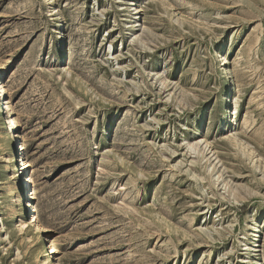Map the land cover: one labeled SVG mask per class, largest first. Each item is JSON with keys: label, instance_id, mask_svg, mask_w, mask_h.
I'll return each instance as SVG.
<instances>
[{"label": "rangeland", "instance_id": "374dc122", "mask_svg": "<svg viewBox=\"0 0 264 264\" xmlns=\"http://www.w3.org/2000/svg\"><path fill=\"white\" fill-rule=\"evenodd\" d=\"M130 1L0 0V264H264V0Z\"/></svg>", "mask_w": 264, "mask_h": 264}, {"label": "bare ground", "instance_id": "6f19581e", "mask_svg": "<svg viewBox=\"0 0 264 264\" xmlns=\"http://www.w3.org/2000/svg\"><path fill=\"white\" fill-rule=\"evenodd\" d=\"M46 1H50V0H46ZM131 3H129V5L127 6V11H128V16L130 17L129 19H130V21H132L133 20V18H135L134 17V15H135V12H137V8H138V4L135 2V0H131L130 1ZM137 15V14H136ZM128 20V19H127ZM136 23V22H135ZM220 56V55H219ZM218 59V58H217ZM0 84H1V82H0ZM0 90H1V92H2V95H5V90H4V88H3V86H0ZM6 96V95H5ZM4 96V97H5ZM226 97V96H225ZM4 100H5V106L3 107V110L5 109L6 110V113H8V114H11V106H10V104H11V102H10V100L7 98V97H5L4 98ZM0 108H2V106H0ZM12 134V133H11ZM16 133H13L12 135L13 136H16L15 135ZM10 135V134H9ZM10 137V136H9ZM12 137V136H11ZM16 137H19V134L16 136ZM236 138V137H235ZM11 139V138H10ZM234 140H236L237 142L239 141V140H237V139H234ZM241 140V139H240ZM243 141V140H242ZM240 142V141H239ZM17 143V142H16ZM196 143V142H195ZM241 143V142H240ZM244 143V142H243ZM199 144V143H198ZM239 144V143H238ZM245 144V143H244ZM243 144V145H244ZM10 146H11V148H12V150H13V159L14 160H12V161H15V159H17L16 157H17V147H16V144H15V140L14 139H12V140H10V144H9ZM197 145V144H196ZM195 145V146H196ZM242 145V144H241ZM242 145V146H243ZM248 145V144H247ZM20 146V145H19ZM194 146V145H193ZM22 147V146H21ZM199 147V146H198ZM245 147H247V146H245ZM244 147V148H245ZM250 147H252V146H250ZM194 148V147H193ZM241 148V147H240ZM247 150H248V155L249 156H253V155H255L254 153V151H253V149L251 150V148L250 149H248V148H246ZM245 154H247L246 153V151H245ZM21 156H23V154H22V152H21ZM251 156V159L253 158ZM5 157V156H4ZM254 157H256V156H254ZM9 158V157H8ZM250 158V157H249ZM256 158H258V157H256ZM254 159V158H253ZM9 160V159H8ZM254 161V160H253ZM254 163V162H253ZM23 165H24V167H23V170L25 171V172H27L28 171V166H29V164L26 162V161H23ZM6 166V165H5ZM9 167H10V165H9ZM20 180H22V179H20ZM17 187V186H16ZM35 187H36V178H35V176L33 175V173L31 172V171H28V173L24 176V180L19 184V186H18V189H22L23 191H24V189H27V188H30V191H29V193H28V199L29 200H31V199H36V190H35ZM17 189V188H16ZM17 191V190H16ZM19 191V190H18ZM22 193V192H21ZM24 194V193H23ZM19 199V198H18ZM16 200V199H15ZM21 201V200H20ZM22 202V201H21ZM24 204V203H23ZM25 207V206H24ZM2 221H3V217H2V215H0V225H1V223H2ZM4 226V225H3ZM2 226V227H3ZM50 226L45 222L44 224H43V231H48V230H50V228H49ZM211 231V230H210ZM50 242H51V247H54V240H53V238H50ZM247 245V244H246ZM250 246H248V248H249ZM54 249V248H53ZM44 264H56L55 262H54V260L52 259V257H51V254L49 253V254H47V256H46V260H44ZM249 264H258V260L256 259V258H254V259H252L251 261H250V263Z\"/></svg>", "mask_w": 264, "mask_h": 264}]
</instances>
